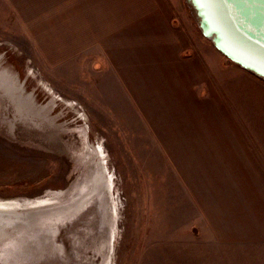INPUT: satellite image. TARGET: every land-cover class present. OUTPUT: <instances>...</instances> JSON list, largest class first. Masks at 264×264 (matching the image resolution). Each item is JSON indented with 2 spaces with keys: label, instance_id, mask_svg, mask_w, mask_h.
Instances as JSON below:
<instances>
[{
  "label": "rangeland",
  "instance_id": "1",
  "mask_svg": "<svg viewBox=\"0 0 264 264\" xmlns=\"http://www.w3.org/2000/svg\"><path fill=\"white\" fill-rule=\"evenodd\" d=\"M11 1L0 0V71L25 82L16 95L26 109L19 115L0 93V200L53 191L60 201L98 165L111 182L106 195L97 192L60 225L61 251L46 246L13 261L12 247L2 244L0 264H264V164L232 159L240 143L223 130L244 122L254 136L264 129V80L216 50L187 0L157 1L182 58L210 69L209 87L198 76L191 94L153 72L140 79L126 63L115 72L98 61L100 52L70 60L51 52L15 17V8L21 13L35 0ZM209 118L215 134L196 135ZM202 146L229 152L199 159Z\"/></svg>",
  "mask_w": 264,
  "mask_h": 264
},
{
  "label": "crops",
  "instance_id": "2",
  "mask_svg": "<svg viewBox=\"0 0 264 264\" xmlns=\"http://www.w3.org/2000/svg\"><path fill=\"white\" fill-rule=\"evenodd\" d=\"M14 13L15 17H22L24 32L29 37L46 39L48 50L69 55L68 60L78 52H100L98 61H103L115 72L126 63L140 79H143L141 74L153 72L155 78L165 85L183 84L189 94L198 86L193 82L198 76H201L199 80L203 87L206 88L205 82L209 87L210 69L193 63L194 57L182 58L180 53L183 46L174 35L173 25L163 16L165 13L157 0H35L26 2V8L22 7L21 13L15 8ZM137 20L139 25H136ZM28 22L29 29L26 27ZM162 37L166 38V42L162 41ZM122 53H126V56ZM237 118L244 120L240 113ZM208 124L210 126L201 133L196 130L195 134H204L207 138L215 134L218 129L213 118H209ZM243 124L246 123L225 125L226 129H223L229 135V141L240 143L232 146L231 158H241L245 162L253 160L255 165L264 164V129L256 128L254 131L257 134L254 136L249 128L242 127ZM243 141L248 143V147L241 145ZM217 149L229 152L227 147ZM196 150L197 158L207 159L210 151L213 160L214 146L197 147Z\"/></svg>",
  "mask_w": 264,
  "mask_h": 264
},
{
  "label": "water",
  "instance_id": "3",
  "mask_svg": "<svg viewBox=\"0 0 264 264\" xmlns=\"http://www.w3.org/2000/svg\"><path fill=\"white\" fill-rule=\"evenodd\" d=\"M187 3L195 13L202 35L212 42L217 51L264 80V0H187ZM1 75L6 76L11 84L4 85L0 79V93L5 94L7 91L5 96L11 95L18 99L22 109H26V106L16 95L17 92H23L22 87L25 86V82L20 81L16 75L11 77V75L0 71ZM10 85L13 86V90L9 89ZM50 105L52 106L51 101L47 103L46 108L49 109ZM35 113L39 117L42 115L40 112ZM38 116L36 115L37 118ZM99 167V165L96 166L94 172L89 176L86 175L82 183L75 186L68 195L70 196L76 190L75 197L79 195L76 202L74 197L70 203L66 204L58 203L59 201L52 204L39 203L26 208L18 206L20 208H15L12 211L0 208L1 236L7 237L2 243L12 247L10 257L13 261H17L19 257L35 256L46 246L55 245L54 237L60 225L78 214L85 205L87 207L89 202L82 206L83 208L78 212H76L77 209L71 215H63V219L61 218L55 226L51 225L45 229L41 223L47 218H51L52 213L62 215L64 210L68 209L71 212L82 202L89 201L97 188L95 180L92 179L98 178L102 172ZM91 183H93V187H91ZM83 186L84 189L81 191ZM66 205H70L69 208H66ZM20 224L23 227L19 226ZM8 231L14 235L10 236ZM24 237L27 239L25 245L23 244ZM29 239L33 240V247H31L32 242ZM55 248H59L61 251L58 245H55Z\"/></svg>",
  "mask_w": 264,
  "mask_h": 264
},
{
  "label": "bare ground",
  "instance_id": "4",
  "mask_svg": "<svg viewBox=\"0 0 264 264\" xmlns=\"http://www.w3.org/2000/svg\"><path fill=\"white\" fill-rule=\"evenodd\" d=\"M1 80H2V84H4V85H9V84H11V83H9V81H6V79L3 77V76H1V78H0ZM9 89H11V90H13V86H9ZM8 92L6 91L5 92V94H7ZM0 96H1V94H0ZM8 97H10L11 99H12V101H13V103L16 105V107H17V109L19 110L18 112H19V115H21V114H23V112H21V111H23L22 110V106H21V103H20V101L18 100V99H16V98H14V97H12L11 95H6L5 96V98H8ZM29 108V107H28ZM28 114V113H27ZM32 114V113H31ZM30 114V115H31ZM29 116V115H28ZM27 117V116H26ZM30 117H33V116H30ZM29 118V117H28ZM97 149H99V150H101V148L100 147H97ZM101 152V151H100ZM103 175H98V178H93V180H95V183H96V186H97V188H96V191H95V193L92 195V197L97 193V192H101V191H103V192H101V194L102 193H104L105 195L107 194V192H108V188H109V186H108V184H109V182H111V178L110 179H108V178H106L105 180L103 179ZM92 182V181H91ZM84 187V186H83ZM83 187H81V191L84 189ZM88 187V186H87ZM91 187H93V183H91ZM60 193L61 192H58V193H54L53 191L52 192H49V193H47L45 196H41V197H37V198H31V199H16V200H9L8 202H4V201H2V200H0V208L1 209H4V210H7V211H12V210H14L15 208H20V207H18V206H21L22 208H26V207H28L29 205H31L32 206V204H39V203H48V204H52V203H54V202H57V201H55V199L60 195ZM76 194H77V192H76V190H74L73 191V193L70 195V196H68V197H66V198H62L58 203H60L61 202V204H66V203H70L71 202V200H73V198L76 196ZM66 195V194H65ZM65 195H64V197H65ZM91 197V198H92ZM78 198H79V195L77 196V197H75L74 198V200H75V202L78 200ZM89 201H85V202H82L77 208H75L74 210H72L71 212H69L70 210H64V213H62V215H60V214H54V213H52V217L51 218H47V220H45V221H43L41 224H43V227L46 229L48 226H51V225H56L60 220H61V218H62V216L63 215H71V214H73L72 212H74V211H76L77 209V211L76 212H78L81 208H83L82 206H84L85 204H87ZM19 203H21V204H19ZM69 206L70 205H66V208H69ZM86 206V205H85ZM84 206V207H85ZM58 211H60V210H58ZM75 212V213H76ZM63 219V218H62ZM40 224V223H39ZM19 226H21V227H23V225L22 224H20ZM3 230V229H2ZM100 230V229H99ZM102 230V229H101ZM10 231H8V233H9ZM106 234V233H105ZM7 239V237H3V236H1V230H0V247H1V245L3 244L2 242L4 241V240H6ZM24 239H25V237H24ZM33 240H31V242H32ZM24 243H25V241H24ZM31 247H33L34 246V243L32 242L31 244ZM28 260V259H27ZM25 261V260H24Z\"/></svg>",
  "mask_w": 264,
  "mask_h": 264
}]
</instances>
